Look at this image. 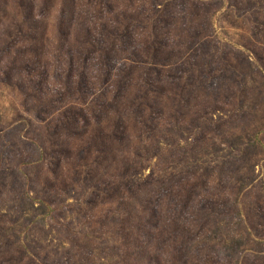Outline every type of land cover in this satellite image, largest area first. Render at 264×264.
Segmentation results:
<instances>
[{
	"label": "rangeland",
	"instance_id": "374dc122",
	"mask_svg": "<svg viewBox=\"0 0 264 264\" xmlns=\"http://www.w3.org/2000/svg\"><path fill=\"white\" fill-rule=\"evenodd\" d=\"M0 264H264V0H0Z\"/></svg>",
	"mask_w": 264,
	"mask_h": 264
}]
</instances>
